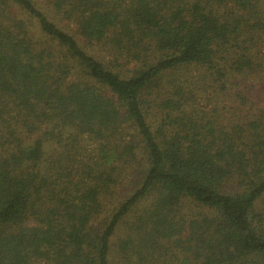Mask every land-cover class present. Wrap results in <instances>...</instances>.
Segmentation results:
<instances>
[{"label":"trees","instance_id":"1","mask_svg":"<svg viewBox=\"0 0 264 264\" xmlns=\"http://www.w3.org/2000/svg\"><path fill=\"white\" fill-rule=\"evenodd\" d=\"M0 264H264V0H0Z\"/></svg>","mask_w":264,"mask_h":264}]
</instances>
